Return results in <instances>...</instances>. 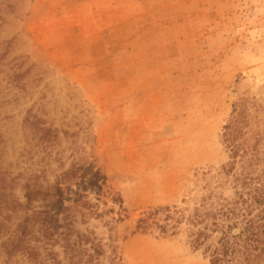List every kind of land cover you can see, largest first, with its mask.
Here are the masks:
<instances>
[{
    "label": "rangeland",
    "instance_id": "obj_1",
    "mask_svg": "<svg viewBox=\"0 0 264 264\" xmlns=\"http://www.w3.org/2000/svg\"><path fill=\"white\" fill-rule=\"evenodd\" d=\"M33 115L54 129L51 143L32 134ZM231 122L258 149L264 182V0H0V173L16 176L24 201L29 172L53 182L77 169L65 203L81 195L71 240H88L69 253L56 237L61 263L211 264L213 238L195 247L184 221L174 233L155 221L213 188L233 196L221 168ZM4 240L0 264H33L9 262Z\"/></svg>",
    "mask_w": 264,
    "mask_h": 264
},
{
    "label": "trees",
    "instance_id": "obj_2",
    "mask_svg": "<svg viewBox=\"0 0 264 264\" xmlns=\"http://www.w3.org/2000/svg\"><path fill=\"white\" fill-rule=\"evenodd\" d=\"M19 76L14 79L18 80ZM24 121L30 124L32 134L40 132L39 139L51 143L56 137L54 129L40 123L36 115L27 116ZM236 128L232 122L225 126L230 161L221 167L223 173H232L233 179L229 182L226 179L225 182L233 189V196L213 188L200 197L190 212L167 206L160 209L164 211L163 222L155 221L163 233H174L184 221L189 228L191 244L195 247L205 245L213 238V243L207 247L211 264H258L257 260L264 259V182H260L261 175L253 167L259 161L258 149L238 143ZM238 163L241 170L236 174L233 171ZM76 170L63 171L55 176L53 182H48L45 174L26 171L28 174L21 184L24 201L13 194L16 176L7 177L0 173V233L5 235L3 251L9 262L16 255H23L33 264H66L58 261L56 253L49 248L57 241L56 237H59L65 251H84V243L88 239L76 236L71 240L74 215L70 211L81 202V195L76 193L75 198H70L74 206L65 203L66 189L70 187V178ZM43 171L40 170L41 173ZM34 202H39V205L35 206ZM50 206L63 213V224L46 218L52 215ZM44 207L46 212L41 210ZM160 210H153L140 218L137 226L146 227L150 224V215ZM35 232H40V235L35 236ZM38 241L42 243L39 246L36 245ZM40 247L44 249L43 254L39 251ZM92 249L93 252L88 253L90 258H93V253H98L96 247Z\"/></svg>",
    "mask_w": 264,
    "mask_h": 264
}]
</instances>
